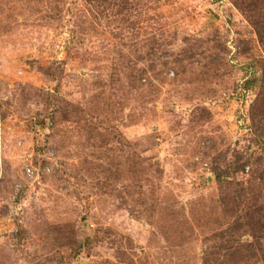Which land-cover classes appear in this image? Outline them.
<instances>
[{"label":"rangeland","instance_id":"rangeland-1","mask_svg":"<svg viewBox=\"0 0 264 264\" xmlns=\"http://www.w3.org/2000/svg\"><path fill=\"white\" fill-rule=\"evenodd\" d=\"M0 264H264V0H0Z\"/></svg>","mask_w":264,"mask_h":264}]
</instances>
